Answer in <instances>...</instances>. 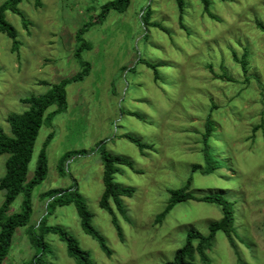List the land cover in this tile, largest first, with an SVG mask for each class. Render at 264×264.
Instances as JSON below:
<instances>
[{
  "label": "rangeland",
  "instance_id": "rangeland-1",
  "mask_svg": "<svg viewBox=\"0 0 264 264\" xmlns=\"http://www.w3.org/2000/svg\"><path fill=\"white\" fill-rule=\"evenodd\" d=\"M5 1L0 0V6ZM112 1L41 0L37 6L36 0H24L19 5L22 15L6 14L20 41L19 51L13 53L12 40L0 32V127L6 133L10 134L7 118L29 110L22 99L44 95L82 71L75 56L82 30L91 49L81 59L90 63L91 73L66 86L67 111L53 116L40 130L29 178L52 135L47 147L49 173L33 192L31 223L17 229L3 264H28L33 259L38 250L28 231L47 215L48 200L42 195L75 184L112 255L107 256L83 231L74 205L57 208L48 222L65 228L90 253L93 264L172 261L185 245L188 231L207 234L209 225L222 218L215 205L191 201L178 204L162 223L157 222L169 201L168 191L182 187L194 167L204 170L203 135L213 105L218 108L212 114L217 129L211 143L222 153L231 152L233 169L225 167L212 176L194 173L191 191L203 196L221 189L231 200L242 202L246 217L241 220L244 215L236 210L244 241L235 238L234 248L218 233L209 254L213 264H264V31L259 29L264 26V0H208L215 18L205 13L202 0H183L184 30L177 0H131L125 13L111 12L94 26V18ZM148 6L150 21L164 30L143 24ZM22 17L30 24L28 30ZM234 53L239 59L247 53L249 82ZM140 59L160 65L158 81L154 70L138 63ZM55 110L51 107L47 115ZM125 136L153 149L142 154ZM101 144L135 166L120 167L115 176L116 183L135 190L133 198L124 199L129 220L114 209L124 242L112 216L100 207ZM70 153L73 156L68 157ZM8 157H0V178ZM24 200L21 194L11 214L21 212ZM3 203L0 192V207ZM45 241L50 262L76 264L58 236L48 235Z\"/></svg>",
  "mask_w": 264,
  "mask_h": 264
},
{
  "label": "trees",
  "instance_id": "trees-1",
  "mask_svg": "<svg viewBox=\"0 0 264 264\" xmlns=\"http://www.w3.org/2000/svg\"><path fill=\"white\" fill-rule=\"evenodd\" d=\"M23 1L24 0H6L0 6V32L12 40L13 53L19 51L20 41L17 39V30L7 21L6 14L11 12L15 15H22L19 10V5ZM202 3L204 4L205 13L211 18H215L209 10V1L202 0ZM36 4L40 6L41 0H36ZM130 4L131 0H115L105 4L98 17L96 19L94 18L93 25L96 26L103 23L111 12L125 13L129 9ZM177 5L179 9V24L184 30L183 0H177ZM150 17L151 8L148 6L146 14L142 17L144 21L143 24L145 26L164 30L160 24L152 23ZM22 20L25 29L28 30L30 25L29 22L25 20L24 17H22ZM259 29L264 31V26L259 25ZM83 31L84 30L80 31V34H78V46L75 51V56L81 63L82 71L72 78L66 79L61 84L53 85L44 95L22 99L21 102L28 105L29 110L23 114H12L7 118V123L10 126V134L6 133L5 130L0 127V157L3 155L9 156L6 161V172L4 176L0 178V192H4V203L0 207V264H3L9 256L17 229L25 228L31 223L33 215V192L47 179L49 173L47 147L52 139V135H50L47 143L40 152L33 177L29 178V166L33 159L40 130L45 123L50 122L53 116L67 111L66 86L73 82H82L91 73L90 63L81 59L82 53L91 49V45L82 39ZM234 60L240 65L246 82H249L250 64L247 53H245L241 59L234 53ZM138 63H143L148 68L154 70L155 81L160 79L158 73L160 65L152 64L144 59H140ZM209 68L213 70L211 66ZM222 77L230 80L227 76ZM53 106L56 107V110L47 115L48 110ZM216 109H218L217 106L213 105L206 118V129L203 135L204 170L201 166L194 167L192 174L187 178L182 187L168 191L169 201L164 211L157 217V222L162 223L178 204L191 201L215 205L220 209L222 218L218 222L214 221L209 225L207 234H203L197 230L188 231L185 245L175 253L172 261L165 264H213V260L209 253H211L216 246L218 233H222L234 248H237L235 238H238L242 242L245 238L243 235L244 232L241 231V227H239L237 223V221L240 220H238L236 216L237 210L238 213L244 215L241 220H245V208L240 206L242 202L239 203L231 200V198H229V193L227 194L229 196H227L221 189L219 192H211L203 196H196L193 191H191L194 173L200 172L204 176H212L216 172L225 169V167L233 169L230 167V161L232 159L231 152L222 153L219 149H215L211 143L217 129L212 115ZM129 114L142 119L138 114ZM261 128L264 129V124L261 125ZM125 138L134 143L142 154L148 149H153V146L143 144L131 136H125ZM99 151L101 153L104 169V193L100 200V207L112 216V223L116 228L119 240L124 242V231L114 209H117L125 220H129L128 209L124 199L133 198L135 190L116 183L115 176L121 173L120 167H127L134 170L135 166L130 159L124 156L114 155L105 150L104 144L99 146ZM220 153H222V155L218 156ZM71 156H73L72 153L68 155V157ZM61 171H63L62 164ZM21 194L25 195L22 210L20 213L11 214V207ZM42 198L48 200L47 215L28 231L31 244L38 250L28 264H56L50 262L46 258L48 244L45 239L48 235H56L66 244L69 258L74 260L76 264H93L90 253L83 250L78 241L69 234L65 228L49 225L48 220L55 214L57 208L68 205L75 206L83 231L99 244L101 250L107 256L112 255L113 251L108 247L106 239L93 227L92 214L88 210L76 184L68 189L50 190L44 193ZM241 225H243V223H241ZM245 245L247 244L245 243ZM237 256L240 257L238 253ZM239 261L242 262L241 259H239Z\"/></svg>",
  "mask_w": 264,
  "mask_h": 264
}]
</instances>
